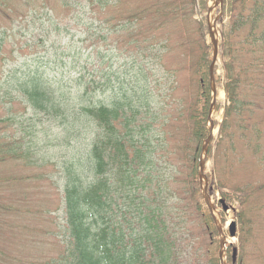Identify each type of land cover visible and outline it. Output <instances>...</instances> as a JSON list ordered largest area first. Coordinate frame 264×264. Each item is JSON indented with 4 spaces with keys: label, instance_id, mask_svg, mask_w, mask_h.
<instances>
[{
    "label": "trees",
    "instance_id": "trees-1",
    "mask_svg": "<svg viewBox=\"0 0 264 264\" xmlns=\"http://www.w3.org/2000/svg\"><path fill=\"white\" fill-rule=\"evenodd\" d=\"M31 1L0 0V107L4 108L0 115V162L25 161L33 166L36 178L46 176L51 186L55 185L63 215L59 222L51 221L48 233L56 237L60 248L46 264H219L218 233L200 202L195 181L210 102V59L204 40L195 42L197 51L188 55L195 83L189 99L176 104V110L183 107L184 115L177 114L180 120L173 145L165 132L163 137L151 139L158 114H153L154 107L138 83L147 67L142 58L147 57L146 61L152 55L162 63L165 50L153 55L151 45L138 44L137 39L131 42L136 53L126 45L130 56L128 87L109 105L85 102L79 94L76 102L70 101L64 86L49 82L33 64L4 69L8 63L3 64V60H15L16 53L32 52L37 44L45 48L46 40L52 37L49 34L53 35L54 28L43 36L33 31L23 33L26 27L20 24L32 11L41 23L66 16L76 5L90 18L105 14L111 18L110 10H118L120 2L86 0L82 5L81 0ZM196 4L195 0H157L150 7L133 8L128 16L134 21L131 35L140 32L146 17L157 16L162 26L166 21L196 23ZM223 14L227 21L220 32V55L226 105L213 156L215 162L234 159L215 171L214 181L222 198L236 204L241 216H248L258 208L254 200L264 190V181L233 182L229 173L234 164H246L248 154L258 164L264 161L259 120L263 114H256L258 92L264 91V0H224ZM77 24L85 31L88 28L80 17ZM33 27L36 29L35 23ZM29 35L32 40L27 39ZM55 40L61 39L55 35ZM187 44V40L180 43L181 47ZM63 54L54 52L65 65L68 62H63ZM100 58L104 60L103 55ZM95 67L89 70L83 64L77 70V87L86 96L99 87L105 90L111 83L112 76L106 79L108 71ZM126 73L124 70V76ZM98 75L104 79L98 81ZM28 109L41 124L53 125L56 131L50 142L38 144L48 137L50 129L34 130L17 119L19 112L23 115ZM58 136L66 137L61 146L69 150L61 165L53 159L54 150L48 149L56 147ZM55 166L64 171L61 184L56 181L59 179L52 180L59 172ZM248 204L254 208L248 209ZM240 239L244 246L245 238L241 235ZM229 259L232 264H242L241 258L234 263Z\"/></svg>",
    "mask_w": 264,
    "mask_h": 264
},
{
    "label": "rangeland",
    "instance_id": "rangeland-1",
    "mask_svg": "<svg viewBox=\"0 0 264 264\" xmlns=\"http://www.w3.org/2000/svg\"><path fill=\"white\" fill-rule=\"evenodd\" d=\"M38 1L34 0L31 3H37ZM118 1H120L118 10H110L112 12L110 13L111 18L107 14L98 18H90L89 15L81 11V6L76 5L75 10L67 12L66 16L53 17L51 18L52 20L41 23V21H36L39 16H35L32 11L31 17L27 16L25 23L20 24L26 27L23 33L26 35L27 32L33 31L43 36L46 30L54 28L53 35L49 34L52 37L50 40H46L45 48L37 44L32 52L24 54L20 51L16 53L15 60L8 58L3 60V64L8 63L4 69H8V65L33 64V68L39 69L49 82L62 84L70 101L76 102V94H79L85 99V102L109 105L128 87L130 76L127 61L130 56L126 45L129 44V49L132 51L131 42L137 39L138 44L151 45V53L153 55L157 52L161 54V51L165 50L163 61L166 66L163 61L159 63L156 59L151 58L152 55L146 61L145 58L147 57L142 58V63L147 67L143 69L142 81H138V83H140L143 92L149 98L151 106L154 107L153 110L155 112L153 114H158V119L153 125L151 139L153 137L161 138L165 132L168 140L172 142L176 134V126L180 120H178L177 114L184 115L183 107L181 106L176 110V104L182 103L181 100H184L185 103L191 96L192 89H194L193 85L195 82L191 79V73L188 69V55H194L197 51L195 42L199 43L203 39L208 46L209 59H211L213 46L209 34V23L212 26L211 29L216 41L220 44V32L227 21L221 8L223 0H218L220 3L217 4H215L216 0H195L197 4L193 18L200 26H195L197 22L193 21L182 25L173 21H166V24L162 26L158 23L157 16L153 17V19L146 17L141 21L140 32L135 35H131L134 21L128 17L131 14L129 11L133 8L150 7L157 0ZM81 2L82 5L87 4L86 0H81ZM78 17L87 24L88 28L86 31L83 25L77 24ZM92 20L94 21L91 22ZM107 20L111 21L106 22ZM34 23L36 29L33 27ZM54 34L59 36L61 40L53 42ZM100 35L106 40L99 38ZM23 37L25 36L23 35L21 39ZM44 38L46 39V36ZM27 39L32 40V36L29 35ZM183 40H187L188 44L181 47L180 43ZM165 43L170 45V47L160 45ZM55 50L60 53L64 52L61 57L64 63L68 62L67 64L63 65L57 60V56L54 55ZM132 52L136 53L135 51ZM101 55L104 56V60L100 58ZM91 63L92 65H90ZM1 64L0 62V66ZM72 64L76 67H73ZM83 64H87L89 70H93L96 68L95 66L99 69L102 67L107 70L106 79L112 76L110 86L103 91L99 90V87L97 88L98 91L92 95L89 93L88 96L79 92L77 70L81 69ZM223 66L219 51L214 65V87L216 88L217 97L214 108L211 111L214 134L209 144L210 149L204 168L208 178L209 199L214 205V211L219 216L222 230L225 232L228 241L231 242V246L225 252L226 264H232L229 257L231 258V253H233V246H235L233 248L236 250L234 262H238V259L241 258L240 263L242 264H264V190L255 196L254 205L258 206V208L253 209L254 212L249 213L248 216H241V210L234 203L226 202L223 199L231 207V209L224 211L218 202V200L222 199V194L220 192L221 188L214 181V177H217L215 176V171L229 163L231 164L234 159H229L228 163H225L224 159L215 162L213 156L217 138L219 137V125L226 105L224 90L226 79ZM179 68L183 69L178 70ZM124 70L127 72L125 76ZM96 79L100 81L104 77L98 75ZM175 80L178 82H175ZM258 94L261 95L257 97L259 108L256 109V114H263L260 115L259 120L263 127L260 145L264 151V91L258 92ZM211 98L210 91L209 104L211 103ZM3 110L2 105L0 107V115L3 114ZM17 119L19 121L23 120V124L28 125V127H35L33 128L34 130H39L43 127L50 129L48 137H44L43 140L40 139L38 144H46L54 137L56 130L53 125L45 122L41 124V121L33 116L30 109L23 115L19 112ZM208 123L206 115L207 126ZM0 131L3 132L2 128ZM65 138L64 136H58L56 147H48V149L54 150L53 159L59 165L62 164V160L65 158L64 154L69 152L67 149L64 151L61 146L65 142ZM250 159L251 156L248 154L246 157L248 162L246 164L233 165L229 173V178L233 182L247 179L254 182L264 181V161L258 164ZM51 161H53L52 158ZM234 162L237 163L236 160ZM55 168L59 172L55 176L53 175L54 178L52 180L59 179L56 181L61 184V175H64V171L61 166H55ZM222 175L225 176L226 174ZM198 179V175H196L195 181L198 184V189H200L201 181L199 182ZM199 199L205 207L201 194ZM58 205L59 194L55 189V185L51 186L49 183L48 177L36 178L33 166H28L25 161L0 162V264H46L48 258L56 254L59 249L57 245L59 244H57L55 237L53 238V236L48 234V229L52 230L50 228L52 226L51 221L59 222L62 218V207L58 209ZM247 207H249L248 209L254 208L252 204H248ZM231 221L236 222L235 237H229L228 234V224ZM199 231L200 229H198ZM241 235L245 238L244 246L240 239ZM199 236L196 235L198 238Z\"/></svg>",
    "mask_w": 264,
    "mask_h": 264
},
{
    "label": "water",
    "instance_id": "water-1",
    "mask_svg": "<svg viewBox=\"0 0 264 264\" xmlns=\"http://www.w3.org/2000/svg\"><path fill=\"white\" fill-rule=\"evenodd\" d=\"M210 37H211V42H212V46H213L212 58H211V62L209 65V78H210V85H211V90H212V101L210 103L209 112H208V121H209L208 135L202 144L201 154L199 157V179L201 181H202V179L204 180V184L202 185V197H203V200L206 204V207L208 208L213 220L215 221L216 229H217L219 236H220L219 251H218V257L220 260V264H225V262L223 260L222 250H223L225 242H226V237L223 233V230H222L220 224L214 218L213 206L210 203L209 194L207 192V178L204 174L205 158H206L207 151H208V145L212 139V134H213V130H214V123H213V120L211 119V111L214 108V103H215V100L217 97L216 88L214 87V80H215V78H214V65L216 63V59H217V55H218V42L215 40L214 35L211 31H210ZM220 202L222 203L223 209L227 210L228 206L222 200ZM229 234H230V236H234V234H235L234 222L231 223L229 226ZM234 253H235V249H233V256H234Z\"/></svg>",
    "mask_w": 264,
    "mask_h": 264
},
{
    "label": "bare ground",
    "instance_id": "bare-ground-1",
    "mask_svg": "<svg viewBox=\"0 0 264 264\" xmlns=\"http://www.w3.org/2000/svg\"><path fill=\"white\" fill-rule=\"evenodd\" d=\"M214 217L217 219V212L216 211H214Z\"/></svg>",
    "mask_w": 264,
    "mask_h": 264
}]
</instances>
